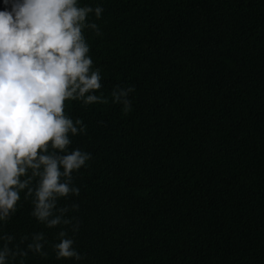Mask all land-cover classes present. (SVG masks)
<instances>
[{
    "label": "trees",
    "instance_id": "16d2710c",
    "mask_svg": "<svg viewBox=\"0 0 264 264\" xmlns=\"http://www.w3.org/2000/svg\"><path fill=\"white\" fill-rule=\"evenodd\" d=\"M85 4L103 9L82 33L106 99L64 102L85 125L68 149L91 157L73 173L79 195L58 201L79 205L82 259H56L58 227L31 216L27 189L0 235L24 248L45 234L47 256L24 264H264V0ZM116 85L134 86L127 111Z\"/></svg>",
    "mask_w": 264,
    "mask_h": 264
},
{
    "label": "clouds",
    "instance_id": "9594fccd",
    "mask_svg": "<svg viewBox=\"0 0 264 264\" xmlns=\"http://www.w3.org/2000/svg\"><path fill=\"white\" fill-rule=\"evenodd\" d=\"M0 9V221L15 212L20 191L32 196L31 216L46 228L58 227L51 247L57 260L80 261L74 235L79 220L70 215L78 209L58 204L69 194L79 195L73 173L85 165L91 153L68 149L71 135L85 130L79 117L65 115L68 99L92 104L106 99L96 94L101 88L98 68H92L89 44L82 33L89 13L98 19L100 5L77 6V0H4ZM134 86L116 85L111 102L127 111ZM79 125V128L77 127ZM51 143L54 152H47ZM39 150V151H38ZM28 169L31 174L25 177ZM21 177H25L21 179ZM37 177L35 186L30 182ZM71 233V234H70ZM13 236L0 235V264H20L29 252L47 256L43 232L20 237L24 248L13 244ZM11 245V247H10Z\"/></svg>",
    "mask_w": 264,
    "mask_h": 264
}]
</instances>
